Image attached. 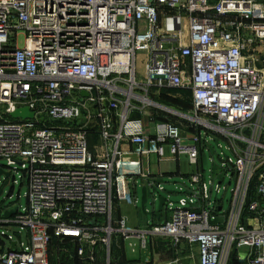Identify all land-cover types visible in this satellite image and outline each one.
Returning a JSON list of instances; mask_svg holds the SVG:
<instances>
[{
    "label": "built area",
    "instance_id": "obj_1",
    "mask_svg": "<svg viewBox=\"0 0 264 264\" xmlns=\"http://www.w3.org/2000/svg\"><path fill=\"white\" fill-rule=\"evenodd\" d=\"M152 89L191 91V110L159 104ZM23 107L34 119L11 121ZM152 109L178 115L186 129L133 119ZM210 134L235 156L223 162L235 177L227 211L204 179ZM93 135L105 143L100 158L89 147ZM166 149L198 170L191 193L166 197L163 222L147 230L115 221L119 202L135 205L137 180L148 177L126 157L161 162ZM0 160L10 174L2 187L14 188L19 172L29 184L26 208L0 204V264H52L53 241L67 239L81 264H112L117 235L144 246L147 235L186 243L199 264H231L234 254L241 264H264V3L0 0ZM150 189L155 199L165 191L154 182ZM10 227H20L17 240Z\"/></svg>",
    "mask_w": 264,
    "mask_h": 264
},
{
    "label": "crops",
    "instance_id": "obj_2",
    "mask_svg": "<svg viewBox=\"0 0 264 264\" xmlns=\"http://www.w3.org/2000/svg\"><path fill=\"white\" fill-rule=\"evenodd\" d=\"M213 2L215 0H212ZM261 3H264V0H257ZM152 98L157 101L159 104L171 108L174 111H182L188 113L191 108L182 110L177 108L178 105L183 106L184 103L192 104V92L188 90H173V89H163V90H154L151 91ZM164 103H162V102ZM143 118L145 124L150 123L151 121L163 123V122H172L183 126V129H186L184 126V121L178 115H173L172 113H167L164 111L151 110V114L142 117L139 114H134L133 119ZM118 131V126L115 124L114 132ZM109 149L114 147L113 141L109 142ZM89 147L91 152L96 157H101L105 152V143L99 135H93L89 139ZM167 159L164 161H159V158L156 155H152L148 160H144L137 156L135 153L128 155L126 158L134 162L135 167H138L146 173L148 177L146 179H138L134 187V195L136 199L135 205H129L124 201H120L118 208L115 213V221H124L127 228L134 230H147L146 228H133L128 226L127 218H124L122 215V205L125 204L129 207L133 206L137 209L139 203V188H147L148 193L150 194V183L154 182L157 184H163L164 181L170 180L172 177L180 175V161H174L171 159L169 150L166 149ZM163 163H167L164 167ZM175 166V167H172ZM166 192V189L165 191ZM142 199V191H141ZM131 207V208H133ZM163 214L156 215L152 220V224H159L163 222ZM135 238L136 244L132 248V254L136 256L128 257L125 249V243L130 241L129 239H124L121 235H117L113 241V253H112V264H191L192 251L186 243H182L180 246L175 247L171 240L163 237H155L147 235L144 246L143 240L137 237ZM199 262V261H198Z\"/></svg>",
    "mask_w": 264,
    "mask_h": 264
},
{
    "label": "rangeland",
    "instance_id": "obj_3",
    "mask_svg": "<svg viewBox=\"0 0 264 264\" xmlns=\"http://www.w3.org/2000/svg\"><path fill=\"white\" fill-rule=\"evenodd\" d=\"M148 29L147 22L142 21L139 22L138 31L140 33H145ZM24 42V37L20 38V45ZM137 69L139 74H143L145 69V62H144V54L138 53L137 57ZM205 130L203 129V134ZM205 139V134H204ZM208 146L205 148V154L208 158V169L203 171L204 179L206 184L209 187V190L212 192L211 194V201L217 202L220 204L223 202L224 210L227 211L230 206V201L232 197V190L235 185V177L232 171L228 167L223 166V162L227 161L228 158H232L235 160V156L229 150L228 144L222 140L220 137L215 135H208ZM5 160H0V165H5ZM164 167H166L167 163H163ZM172 167H175L172 165ZM198 170L195 166H193L187 158H182L180 161V175L172 177L170 180L164 181L162 186L166 189V192H159V189L156 190L157 195H163L165 197L171 198L172 201L178 202L182 198L188 197V194L194 188L193 183L191 182V175L196 174ZM17 184L12 188V185L6 187L4 194L0 197V204L4 208L13 207H21L26 208L28 199L27 194L29 191V184L26 179H24L23 172H19L16 175ZM221 182V191L217 192V185ZM2 187V181L0 179V189ZM180 189L183 190L184 193H178ZM141 191L142 188H139V203L137 205V209L131 208L125 204L122 205V215L124 218L128 220V226L133 228H140L144 229L148 226L153 225L152 220L154 218V214L158 209V202L154 198L152 192L149 194L148 203L146 205L147 215H145L141 208ZM8 230V231H6ZM5 232H7L8 236L14 237L17 240L16 232L20 230V227H10L6 228ZM24 239H26V232H24ZM1 240H5L8 242V247L11 245V242L6 237L1 238ZM130 241L125 243V249L128 257L136 256L132 254V248L134 244H136L135 238H130ZM6 247V250L7 248ZM112 249V253H113ZM57 251L54 250L52 252V257L55 258L57 256ZM113 258V256H112ZM103 264H106L104 262ZM191 264H199L198 262V255L196 251L192 252Z\"/></svg>",
    "mask_w": 264,
    "mask_h": 264
},
{
    "label": "water",
    "instance_id": "obj_4",
    "mask_svg": "<svg viewBox=\"0 0 264 264\" xmlns=\"http://www.w3.org/2000/svg\"><path fill=\"white\" fill-rule=\"evenodd\" d=\"M87 96V95H85ZM10 117L13 120H32L35 117V113L31 112L30 109L28 107H23V108H19L17 109L15 112L10 114ZM154 133V131H153ZM202 161H203V169L204 171H206L208 169V165H207V156L204 154L202 156ZM4 176V177H9L10 174L8 172L3 171L2 169L0 170V177ZM8 185V181L5 182L4 186L0 189V197L3 194L4 191V187H6ZM148 199H149V193L147 188H143L142 189V199H141V208L142 211L145 215H147V210H146V205L148 203ZM157 202H158V209L155 212L156 215L162 214L165 211V203H166V197L163 195H158L157 196ZM17 211V209H14L12 212H9L6 214V217L9 218L10 216H12L13 214H15ZM221 211V209H220ZM222 222V219L219 218L217 221L211 222L212 226H217L218 224H220Z\"/></svg>",
    "mask_w": 264,
    "mask_h": 264
},
{
    "label": "trees",
    "instance_id": "obj_5",
    "mask_svg": "<svg viewBox=\"0 0 264 264\" xmlns=\"http://www.w3.org/2000/svg\"><path fill=\"white\" fill-rule=\"evenodd\" d=\"M175 106H177V108L178 107L181 108L182 110H186L188 108H191L192 104L184 103V105L181 106L176 103ZM10 120L14 121L13 119ZM54 250H56L58 254L55 258L51 256L52 264H81V262H79V260L76 257L75 244L71 240L67 239L63 243L54 240L52 245V252ZM231 264H241L240 262L237 261L236 254L233 255Z\"/></svg>",
    "mask_w": 264,
    "mask_h": 264
}]
</instances>
